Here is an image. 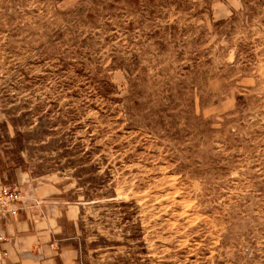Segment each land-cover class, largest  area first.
I'll use <instances>...</instances> for the list:
<instances>
[{"label": "rangeland", "instance_id": "obj_1", "mask_svg": "<svg viewBox=\"0 0 264 264\" xmlns=\"http://www.w3.org/2000/svg\"><path fill=\"white\" fill-rule=\"evenodd\" d=\"M0 175L73 264H264V0H0Z\"/></svg>", "mask_w": 264, "mask_h": 264}, {"label": "crops", "instance_id": "obj_2", "mask_svg": "<svg viewBox=\"0 0 264 264\" xmlns=\"http://www.w3.org/2000/svg\"><path fill=\"white\" fill-rule=\"evenodd\" d=\"M0 184H5L1 181ZM22 207V206H21ZM41 206L24 208L18 215L0 218V264H73L77 248L62 243L63 228L56 219L42 214Z\"/></svg>", "mask_w": 264, "mask_h": 264}, {"label": "built area", "instance_id": "obj_3", "mask_svg": "<svg viewBox=\"0 0 264 264\" xmlns=\"http://www.w3.org/2000/svg\"><path fill=\"white\" fill-rule=\"evenodd\" d=\"M20 189L15 186L0 184V218L8 219L18 215L20 206L18 207Z\"/></svg>", "mask_w": 264, "mask_h": 264}, {"label": "trees", "instance_id": "obj_4", "mask_svg": "<svg viewBox=\"0 0 264 264\" xmlns=\"http://www.w3.org/2000/svg\"><path fill=\"white\" fill-rule=\"evenodd\" d=\"M106 244H107V242H106Z\"/></svg>", "mask_w": 264, "mask_h": 264}]
</instances>
